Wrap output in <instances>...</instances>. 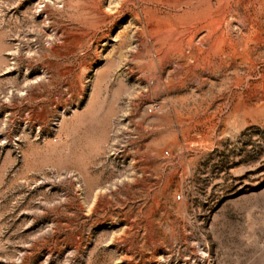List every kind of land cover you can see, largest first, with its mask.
<instances>
[{"label":"rangeland","instance_id":"1","mask_svg":"<svg viewBox=\"0 0 264 264\" xmlns=\"http://www.w3.org/2000/svg\"><path fill=\"white\" fill-rule=\"evenodd\" d=\"M97 1L0 0V264H264V0Z\"/></svg>","mask_w":264,"mask_h":264},{"label":"bare ground","instance_id":"2","mask_svg":"<svg viewBox=\"0 0 264 264\" xmlns=\"http://www.w3.org/2000/svg\"><path fill=\"white\" fill-rule=\"evenodd\" d=\"M94 1L95 2H97V4H98V6L99 7H101V5H99V3H98V1L97 0H93V3H94ZM103 1V0H102ZM172 1V0H171ZM180 1H184V4L185 5H188L189 4V2H191V0H173V2H169V0H159L158 2H156V5H159L160 3H163V2H166L168 5H177V3H179ZM152 3V2H151ZM154 3V2H153ZM152 3V4H153ZM102 4V3H101ZM183 4V5H184ZM156 11H154V13H155ZM237 12V11H236ZM241 14H242V9H240V11H239ZM157 14V13H156ZM161 14V13H160ZM237 19V18H236ZM101 21H103V22H106V21H111V20H109V19H107V18H102V20ZM207 23V22H206ZM152 24V23H151ZM150 24V25H151ZM208 24V23H207ZM149 25V26H150ZM153 25V24H152ZM155 27V26H154ZM218 27V26H217ZM151 28V27H150ZM165 28V27H164ZM168 30V29H167ZM197 33V32H196ZM208 42V41H207ZM243 42V41H242ZM242 42H236L235 43V46L233 47V49L235 50L234 52H235V54H234V56H230L229 54L227 55L226 54V58L225 57H222V58H225L224 60H222L223 62V64H221L220 65V68L221 67H229V66H235L236 65V63H237V61H240V63H242L243 65H244V63L246 64V63H248V62H250V61H252L253 60V62H255L256 61V54L255 53H253L254 54V57H253V59L252 60H250L249 58H248V54H246V46L242 43ZM233 43V42H232ZM246 44V43H245ZM206 45H208V43H203V45L202 46H206ZM65 49H66V43H62V44H56V45H52L51 47H50V51L54 54V55H56V56H63L64 55V53H65ZM224 50V49H223ZM222 50V51H223ZM254 50V49H253ZM255 51V50H254ZM225 53V52H224ZM223 53V54H224ZM186 55V54H185ZM250 57V56H249ZM193 58V56H191V55H186L185 56V59H187V60H189V59H192ZM182 60V59H181ZM184 60V59H183ZM253 64V63H252ZM256 64V63H255ZM239 65H241V64H239ZM254 66V65H253ZM237 68V67H236ZM225 69V68H224ZM235 72V71H234ZM27 81V80H26ZM245 81V80H244ZM241 82V81H240ZM240 87V86H239ZM252 104V103H251Z\"/></svg>","mask_w":264,"mask_h":264},{"label":"built area","instance_id":"3","mask_svg":"<svg viewBox=\"0 0 264 264\" xmlns=\"http://www.w3.org/2000/svg\"><path fill=\"white\" fill-rule=\"evenodd\" d=\"M150 111H152V108L150 109Z\"/></svg>","mask_w":264,"mask_h":264}]
</instances>
